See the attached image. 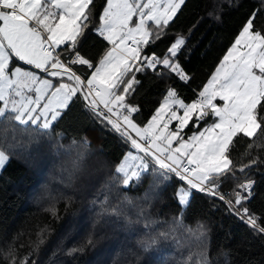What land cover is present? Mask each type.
<instances>
[{
    "label": "snow or ice",
    "instance_id": "obj_1",
    "mask_svg": "<svg viewBox=\"0 0 264 264\" xmlns=\"http://www.w3.org/2000/svg\"><path fill=\"white\" fill-rule=\"evenodd\" d=\"M185 3L105 0L93 26L94 0H0V170L17 150L31 152L35 145L40 151L46 142L56 156L68 157L59 183L73 187L82 180L91 142L84 137L64 144L63 133L55 132V125L82 104L96 122L129 146L101 185L103 198L92 201L98 209L93 229L117 222L125 229L138 227L144 238L137 240V248L144 253L159 251L162 242L180 247L185 239L195 240L197 250H189L178 264H213L206 225L198 223L194 230L184 222L182 212L170 222L160 221L148 209L165 186L174 187L173 198L181 208L190 204L196 191L218 198L253 235L264 236V213L248 206L256 195V181L249 173L264 161L253 156L237 164L232 157L244 139L249 143L242 156L251 155L254 147L264 148V27L255 24L264 13V0L207 82L194 92V99L186 102L175 87L167 86L150 118L138 123L133 114L140 111L139 106L128 99L141 83L138 73L151 71L160 78L174 75L185 83L192 79L179 61L186 49L185 36L177 34L162 54L147 51ZM89 28V34L105 42L95 61L81 51ZM189 125L196 131L186 136ZM106 166L99 162L97 171ZM145 177L151 182L144 204H135L125 194L112 202L114 189L139 186ZM228 181L234 182L231 189L222 192ZM124 205L135 210V218L124 212ZM46 211L57 215L54 206ZM178 230L183 231V239ZM45 231L38 233V241L26 255L18 257L10 245L7 251L0 249V258L7 264H37L32 257L44 243ZM86 243L93 244L91 235ZM83 250V246L73 247L66 255ZM129 254L139 261L136 252ZM230 254L231 250L223 253L224 264H231ZM161 264L166 262L162 259Z\"/></svg>",
    "mask_w": 264,
    "mask_h": 264
},
{
    "label": "trees",
    "instance_id": "obj_2",
    "mask_svg": "<svg viewBox=\"0 0 264 264\" xmlns=\"http://www.w3.org/2000/svg\"><path fill=\"white\" fill-rule=\"evenodd\" d=\"M104 4L105 0H94L93 26L97 22L95 14L100 13ZM261 7L262 0H186L162 38L147 51L162 54L177 34L185 36L186 49L179 61L192 79L185 83L174 75L160 78L151 71L138 73L137 79L141 83L128 97L129 102L140 109L133 114L134 119L138 123L147 121L162 100L167 86L175 87L187 102L194 99V92H198L210 78L246 20ZM255 24L257 28L264 27V13L258 16ZM90 32L91 28L84 37L81 51L95 61L105 48V42ZM55 132L63 133L64 144L73 139L81 141L84 137L91 142L87 175L73 187H66L59 183V179L68 157L56 156L46 142L40 151L35 150V145L31 152L17 150L0 172V249L7 251L11 245L17 256L22 257L35 246L38 233L46 229L44 243L32 257L37 264H113L114 260L116 264H161L162 259L166 264H178L189 250H197L195 240L185 239L184 246L177 247L171 241L162 242L159 251L144 253L137 248V240L144 238L138 227L125 229L122 222H117L93 229L98 209L92 201L103 198L101 185L111 176L129 146L118 134L96 122L82 104H76L71 116L55 125ZM248 143L246 139L238 142L232 152L236 163H247L253 156L264 161V148L254 147L251 155H241ZM99 162H106L107 166L97 171ZM249 174L256 181V195L248 206L256 213H264V164L254 166ZM237 175L241 174L237 172ZM150 182V178L145 177L139 186L116 188L110 193L111 200L115 203L120 194H125L135 204L142 205ZM233 183L223 184L221 191L229 192ZM173 192L172 186L158 190L148 209L153 219L170 222L182 212L184 222L194 230L198 223L206 225L213 264H224L223 253L229 250L231 264H264V236L253 235L243 222L229 213L222 201L194 191L190 204L181 208L173 198ZM45 193L49 195L45 197ZM53 206L57 211L55 216L46 211ZM122 207L125 213L135 218L134 209L126 205ZM90 235L92 245L86 243ZM178 236L184 238L182 230H178ZM81 246L82 252L66 255L68 249ZM130 250L137 253L138 262L129 254ZM0 264H7V261L0 258Z\"/></svg>",
    "mask_w": 264,
    "mask_h": 264
},
{
    "label": "rangeland",
    "instance_id": "obj_3",
    "mask_svg": "<svg viewBox=\"0 0 264 264\" xmlns=\"http://www.w3.org/2000/svg\"><path fill=\"white\" fill-rule=\"evenodd\" d=\"M218 66V65H217ZM216 66V67H217ZM187 102V101H186ZM190 102V101H189ZM174 126V125H173ZM190 127H192L191 125H189V127L187 129H185V135H191L193 131H196L195 129H190ZM3 170H0V172H2Z\"/></svg>",
    "mask_w": 264,
    "mask_h": 264
}]
</instances>
